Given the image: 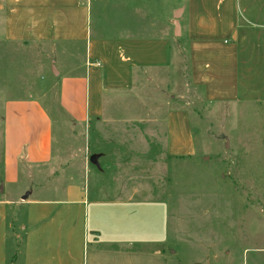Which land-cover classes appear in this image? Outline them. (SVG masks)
Returning <instances> with one entry per match:
<instances>
[{
	"label": "crops",
	"instance_id": "crops-1",
	"mask_svg": "<svg viewBox=\"0 0 264 264\" xmlns=\"http://www.w3.org/2000/svg\"><path fill=\"white\" fill-rule=\"evenodd\" d=\"M0 23L6 43L48 46L55 58L60 51L75 60L68 73L55 68L53 82L59 109L75 128L101 120L106 99L131 92L137 82L182 77L184 68L209 103H264V0H0ZM39 92L5 103V184L20 185L23 175L32 180L59 162L52 115L42 100L47 92ZM167 124V155L193 156L187 108L170 109ZM101 153L89 156L90 162L98 155L100 171ZM63 192L57 200L33 199L32 189L26 201L0 197V264H7L10 206L27 211L24 264H162L165 203L121 193L100 198L82 183Z\"/></svg>",
	"mask_w": 264,
	"mask_h": 264
},
{
	"label": "rangeland",
	"instance_id": "rangeland-1",
	"mask_svg": "<svg viewBox=\"0 0 264 264\" xmlns=\"http://www.w3.org/2000/svg\"><path fill=\"white\" fill-rule=\"evenodd\" d=\"M3 36L0 23V119L8 99L44 88L42 100L54 126L53 149L60 159L32 180L23 175L20 185L5 184L0 128V197L15 200L32 189L33 199H63L68 184L82 183L100 198L121 193L120 198L161 201L168 210L162 264H264V103H209L189 83L184 68L182 77L166 75L161 85L137 82L131 92L109 96L101 120L91 121L87 129L75 128L59 109L53 83L55 68L68 73V62L75 60L60 51L56 55L61 59L55 58L48 46L6 43ZM185 108L196 151L171 158L165 147L168 111ZM99 152L101 171L89 162ZM10 208L5 233L15 220V232L22 235L18 243L11 236V260L18 244L24 264L27 211L23 207L19 218L16 208Z\"/></svg>",
	"mask_w": 264,
	"mask_h": 264
},
{
	"label": "trees",
	"instance_id": "trees-1",
	"mask_svg": "<svg viewBox=\"0 0 264 264\" xmlns=\"http://www.w3.org/2000/svg\"><path fill=\"white\" fill-rule=\"evenodd\" d=\"M16 210L17 211L15 212V216L16 217L19 216V218H20L21 217V209L16 208ZM11 211H12V209L11 210L8 209V211H7V220L9 218V214L11 213ZM21 225L22 224H19V230H18V232H20V233L22 232ZM17 227L18 226H16L15 220H14V224H12V226H11V224L8 223V229H10V230H9V234L7 235V242H6L7 264H17L18 261H19L18 255L19 256L21 255L20 260L23 259V255L21 253V247L18 246V244H17V248L15 249V254L13 255V258L11 260V249H10L11 247L9 246V243H10V240H11V236L13 238H15V240L17 241L16 243H18L19 242L18 239H20L22 237V235L19 236V235H17V232H15V231H17ZM21 242H22V238H21ZM15 258H16V260L14 261ZM21 264H23V260H22Z\"/></svg>",
	"mask_w": 264,
	"mask_h": 264
},
{
	"label": "water",
	"instance_id": "water-1",
	"mask_svg": "<svg viewBox=\"0 0 264 264\" xmlns=\"http://www.w3.org/2000/svg\"><path fill=\"white\" fill-rule=\"evenodd\" d=\"M227 146H228V143H227ZM97 159H98V155H93L91 158H90V162L91 163H93V164H95V165H98V161H97ZM3 186H1L0 187V191H2L3 192ZM29 196H30V193L29 192H27L23 197H22V200L23 201H26L28 198H29Z\"/></svg>",
	"mask_w": 264,
	"mask_h": 264
}]
</instances>
